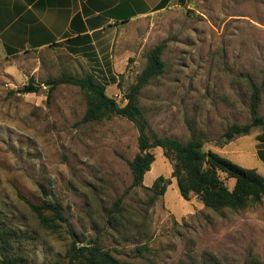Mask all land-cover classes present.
<instances>
[{
    "label": "rangeland",
    "instance_id": "374dc122",
    "mask_svg": "<svg viewBox=\"0 0 264 264\" xmlns=\"http://www.w3.org/2000/svg\"><path fill=\"white\" fill-rule=\"evenodd\" d=\"M111 36L101 56L0 48V264L66 263L72 240L129 264H264V200L214 211L193 194L183 199L160 147L143 185L130 188L134 124L116 115L82 122L86 99L77 86L47 94L53 78L91 75L122 106L147 51L166 40L163 73L137 97L151 128L182 142L201 134L203 150L264 176L261 127L220 140L231 123L250 121V81L261 88L264 117V0H170ZM31 82L37 91L22 92ZM159 175L170 183L150 203ZM219 177L233 187L234 179ZM27 202L57 203L66 221L46 229Z\"/></svg>",
    "mask_w": 264,
    "mask_h": 264
},
{
    "label": "trees",
    "instance_id": "16d2710c",
    "mask_svg": "<svg viewBox=\"0 0 264 264\" xmlns=\"http://www.w3.org/2000/svg\"><path fill=\"white\" fill-rule=\"evenodd\" d=\"M169 1L161 0L154 9L166 7ZM165 46L166 40H162L147 51L144 67L137 75L135 82L130 84L125 92L126 102L122 106L106 93V85L91 75L53 78L47 83L49 89L47 94L49 96L52 88L61 83L77 86L83 90L86 99L82 122L100 121L110 115H116L134 124L138 133V151L132 159L127 160L131 174L130 188L143 185L144 174L149 171L154 161L152 149L160 147L164 156L172 163L171 176L175 178L178 191L183 199L189 200L190 195L193 194L205 207L214 211L225 208L237 211L251 204L262 202L264 200V176L256 169L239 166L212 150H203L204 141L201 134H193L188 141L182 142L172 137L159 136L151 128L137 103V97L144 86L163 73L164 62L161 55ZM249 87L250 121L245 124L231 123L220 137L223 143H228L237 136L249 134L253 127L259 126L264 131V117L258 113L261 88L251 81ZM21 91L36 92L37 86L31 82ZM256 138L264 140V132L256 135ZM220 172L234 179L231 189L222 182L219 177ZM169 183L170 181L162 175L155 178L152 187L148 188L152 191V196L149 198L150 203L164 194ZM27 205L35 213L40 225L46 229H56L61 222L66 221L57 203L27 202ZM65 257L67 258L66 263L54 261L51 264H129L118 260L109 250L97 244L78 245L76 240H72L69 244ZM9 263L13 264L12 261Z\"/></svg>",
    "mask_w": 264,
    "mask_h": 264
},
{
    "label": "crops",
    "instance_id": "0c3cea01",
    "mask_svg": "<svg viewBox=\"0 0 264 264\" xmlns=\"http://www.w3.org/2000/svg\"><path fill=\"white\" fill-rule=\"evenodd\" d=\"M160 1L0 0V48L11 55L57 47L101 56L111 34L164 9H154Z\"/></svg>",
    "mask_w": 264,
    "mask_h": 264
}]
</instances>
